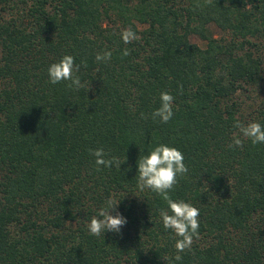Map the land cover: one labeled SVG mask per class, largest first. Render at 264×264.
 <instances>
[{
	"label": "trees",
	"instance_id": "16d2710c",
	"mask_svg": "<svg viewBox=\"0 0 264 264\" xmlns=\"http://www.w3.org/2000/svg\"><path fill=\"white\" fill-rule=\"evenodd\" d=\"M128 27L139 39L125 44ZM65 54L78 90L48 81ZM161 91L168 123L151 118ZM236 120L264 125V0H0V264H264V144L229 148ZM159 143L188 168L171 197L200 210L180 261L166 202L137 188V161ZM100 147L126 158L120 170H97ZM110 196L126 224L90 235Z\"/></svg>",
	"mask_w": 264,
	"mask_h": 264
},
{
	"label": "clouds",
	"instance_id": "9594fccd",
	"mask_svg": "<svg viewBox=\"0 0 264 264\" xmlns=\"http://www.w3.org/2000/svg\"><path fill=\"white\" fill-rule=\"evenodd\" d=\"M204 3L210 5L212 0H204ZM201 6L199 3L197 4V7ZM121 38L125 44H129L138 40L139 36L131 27H128L121 31ZM122 55H130V49H123ZM111 57V51L105 50L102 53H97L95 59L97 62L107 63L111 60ZM81 63L87 66L85 61ZM80 67L81 65L75 63L72 55L65 54L59 61L49 65L47 69L48 81L53 85L67 81L66 87L78 90L84 86L80 76L77 75ZM159 99L160 106L153 110L151 118L153 120L159 119L161 123H168L174 115V97L168 91H161ZM140 117L141 119H148V116L143 112L140 113ZM233 127L237 129V132L233 134L232 141L228 145L229 148L242 147V138L249 139L253 145L264 144V125L260 122L249 121L245 124L240 120H236ZM89 152L95 157L98 171L100 170L99 166L106 168L115 166L120 170L121 164L126 161V158L122 160L115 156L109 157L102 147L89 149ZM137 165L138 190L140 192L146 189L151 190L167 204V208H161L159 214L164 229L171 230L174 237L177 238L175 242L177 254L174 259L180 261L182 257L179 253L186 250L190 251L194 240H198L200 235V210L182 199L174 200L170 195V192L178 183V177H184L188 172V168L184 163V155L174 146L159 143L151 148L148 154L140 156ZM119 202L120 200H116L112 196L106 198L103 206L98 210V214L93 216L87 224L90 235L104 237L106 231L121 233V228L127 221L118 211ZM165 259L168 260L167 257Z\"/></svg>",
	"mask_w": 264,
	"mask_h": 264
},
{
	"label": "rangeland",
	"instance_id": "374dc122",
	"mask_svg": "<svg viewBox=\"0 0 264 264\" xmlns=\"http://www.w3.org/2000/svg\"><path fill=\"white\" fill-rule=\"evenodd\" d=\"M10 15L11 14H4L3 17H6L7 18ZM209 28H210L211 32L213 33V35H215L217 37H220V36L228 37L229 36L228 33L226 34L224 31L219 30V28L216 27L213 24L210 25ZM189 38H190L191 41H193V42H195V43H197V44H199L201 46L204 44V41L197 34H190L189 35ZM248 102H249V99H246V102H245L244 105H246V103H248Z\"/></svg>",
	"mask_w": 264,
	"mask_h": 264
}]
</instances>
